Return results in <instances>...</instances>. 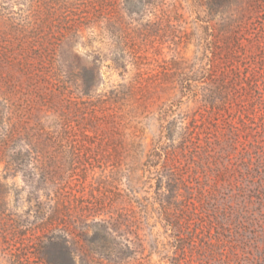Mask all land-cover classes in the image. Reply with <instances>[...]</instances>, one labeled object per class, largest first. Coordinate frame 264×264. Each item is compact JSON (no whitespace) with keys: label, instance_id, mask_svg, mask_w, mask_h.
<instances>
[{"label":"trees","instance_id":"1","mask_svg":"<svg viewBox=\"0 0 264 264\" xmlns=\"http://www.w3.org/2000/svg\"><path fill=\"white\" fill-rule=\"evenodd\" d=\"M115 4L0 0V264H264V0H199L202 35L178 28L166 57L165 34L153 58L116 40ZM79 43L91 62L67 55ZM100 45L123 81L98 93Z\"/></svg>","mask_w":264,"mask_h":264},{"label":"rangeland","instance_id":"2","mask_svg":"<svg viewBox=\"0 0 264 264\" xmlns=\"http://www.w3.org/2000/svg\"><path fill=\"white\" fill-rule=\"evenodd\" d=\"M122 0H116L115 12L113 13V24L114 32L118 33L116 40H124L128 38L129 42L133 39L138 42H142V45L145 49L150 50L149 55L153 58L155 57V52L161 46L162 37L165 34H168V42L163 44L164 49L162 55L166 57H171L170 44L174 48L173 43L170 42L173 34H176L178 28L184 27L189 32L195 31L196 36H200L203 33V28L199 27L201 21H197V16L201 15L202 17L206 15V8L199 4V0H177L181 5L180 12L184 15L183 18L187 23L183 21H176L177 16L175 13L171 15V22L166 18V13L162 8L163 0H158L159 6L157 9H145L139 12L130 13L126 8H123V5L120 3ZM198 1V2H197ZM8 5L14 7L13 9H19V4H11L8 1ZM196 18V21H195ZM202 25V24H201ZM124 31V33H122ZM211 33V28L209 26V34ZM121 35V36H120ZM125 36V37H124ZM195 38V37H194ZM197 38V37H196ZM127 40V41H128ZM194 41V40H193ZM196 41V40H195ZM196 42L189 44L188 48L181 50V53L188 58H193L196 55ZM98 53L102 56V82L99 86L98 93H101L105 90H108L116 84L123 81L117 72L112 68H109L111 65V60L109 59V50L105 45H100L98 47ZM89 48L84 46V44L79 43L73 45L69 48L67 55L72 56V58L79 57L80 60L84 63L91 62L94 58L89 55ZM161 55V56H162ZM131 74V73H130ZM128 74L126 77H130ZM163 100H149L145 106L141 108V114L139 116V126L143 130L144 138L146 142L150 143L153 138H155L160 129L161 121L159 119V108L160 103ZM10 185V196L9 203L11 206L19 205L23 206L25 199L28 197V188L25 186V182L19 176L14 179L9 180ZM5 249V244H3V239L0 233V256ZM154 261L159 259L158 255L153 257Z\"/></svg>","mask_w":264,"mask_h":264}]
</instances>
